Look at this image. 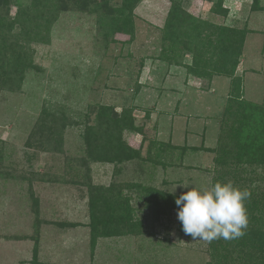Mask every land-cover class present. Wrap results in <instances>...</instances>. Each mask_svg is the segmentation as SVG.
Instances as JSON below:
<instances>
[{
  "label": "rangeland",
  "instance_id": "rangeland-1",
  "mask_svg": "<svg viewBox=\"0 0 264 264\" xmlns=\"http://www.w3.org/2000/svg\"><path fill=\"white\" fill-rule=\"evenodd\" d=\"M217 3L0 0V19L19 20L13 29L3 28L4 48L25 61L20 69L9 58L17 81L12 91L0 88V264L245 261L234 254L213 258L209 242L183 232L179 210L156 215L142 190L125 188L143 183L180 195L192 186L231 181L251 193L246 207L256 200L264 210V0H224L226 18L213 12ZM194 21L243 31L239 55L226 49L216 64L211 52L188 45ZM175 33L179 37L168 44ZM193 57L197 69L218 75H191L186 66H195ZM105 115L124 117L123 125L132 119L144 137L122 131L123 140L140 149V158L148 149L158 154L156 165L92 161L87 152L94 141H85L84 128L99 129L97 117ZM63 123L62 135L51 137ZM241 132L244 139L237 141ZM254 133L260 151L251 154ZM111 184L130 198L140 234L117 229L110 208L99 228L113 235L92 232V188ZM262 219L251 226L264 235ZM245 262L264 264L258 252Z\"/></svg>",
  "mask_w": 264,
  "mask_h": 264
},
{
  "label": "trees",
  "instance_id": "trees-1",
  "mask_svg": "<svg viewBox=\"0 0 264 264\" xmlns=\"http://www.w3.org/2000/svg\"><path fill=\"white\" fill-rule=\"evenodd\" d=\"M224 0H218V3L216 4V7H214L213 12L221 15L223 18H226L228 16V9L226 7H223ZM183 11H180V13ZM21 14H24V11L20 12ZM45 13V12H44ZM175 14H178L177 11H174ZM173 13V14H174ZM50 15L47 14L46 17L48 18ZM182 17L185 16V13H182ZM45 17V15H44ZM45 17V19H46ZM173 17V16H172ZM36 21H42L43 17L39 19L38 17H34ZM18 19H15L14 21L7 22L5 19H0V47L3 49H0V88H6L8 90H14L13 87L17 81V77H15V74H19V72H16L15 70H12L10 67L12 62L9 58L15 57V62H19L17 65L21 67L20 69H23L25 66H22L20 63L25 62L23 58H17L15 56V52L11 48H4L5 47V41L7 39L6 35L2 34L4 33L3 28L6 27L7 31L10 28H14L17 23ZM35 21V22H36ZM7 22V23H6ZM44 28V27H43ZM34 29H39L37 23L34 25ZM36 30H30L31 32H35ZM189 32H193L192 36L188 37V45L192 42V46L194 48H200L203 50L205 54L208 52H211L212 55L216 56L217 61L216 64L219 63V59L222 56H225L224 53L226 49L230 52L229 54H238L240 52L241 44L244 40V32L243 31H236V29L232 27H225L224 25H212L207 22H199L194 21L193 23H190L189 26ZM28 32V29H27ZM25 32V33H27ZM239 33H241L239 35ZM177 33L175 34H169L167 37L168 44L175 43V39L177 38ZM182 35L186 36V34L182 33ZM8 36V32H7ZM179 37V35H178ZM239 43V47L237 49H234L232 52L229 49H233L235 45ZM185 44V41L183 42ZM231 47V48H230ZM3 52V53H2ZM239 55V54H238ZM164 58V57H161ZM208 60L202 61L203 65L208 64ZM218 62V63H217ZM193 64L194 67H190V65H187V71L196 77H206L208 79H212V74L216 73L218 75V71L213 70L209 74L204 73L197 69L196 67L199 66L197 58L193 57ZM198 65V66H197ZM234 69V68H233ZM231 69V70H233ZM14 75V77L12 76ZM138 89V87H137ZM136 89V90H137ZM110 117V116H109ZM225 117V116H223ZM98 124L99 129H85V141L89 140L92 142L91 145H93L94 148H90L88 150L89 158H91L92 161H96L99 163L104 164H114L119 161H136L138 160L141 163L147 164V161L151 162L153 165H156L154 163L156 160L155 157H158L159 155L148 149L146 151V158H140V149L134 150L132 148L127 147L125 141L123 140V134L122 131H125L129 134H138L142 135V138L144 137L143 132L138 129L133 124V120L131 119V122L127 125H123L124 120H126L124 117L118 118L116 115H113L110 117V119L105 116H98ZM64 123L61 124V126L56 127V133L54 129H52L50 132L51 137L59 138L62 135V131L65 128ZM101 127V128H100ZM109 128V129H108ZM39 131H42V129L38 126ZM61 130V131H60ZM53 131V132H52ZM238 134V140H243L244 133H237ZM232 137V136H230ZM254 138V140H252ZM252 138H249V142L251 143V146L249 148V151H251V154L260 151V148L256 146L258 141V136H255V133L252 134ZM60 140V139H59ZM255 142V143H254ZM220 143L217 148V153L220 152ZM99 148V149H97ZM184 148V147H181ZM184 150V149H182ZM158 153V152H157ZM151 160V161H150ZM142 185V187H141ZM139 185H133L132 183L128 184L127 187H125L127 192L134 188H137V191L142 190L143 196L145 197V200H149L147 203L152 211L157 214L162 213H169L171 210H179V207L175 204V199L178 198L180 195H170L168 193H165L160 190H153L148 187V185H144L143 183ZM147 186V187H146ZM93 194L91 197V225L93 226V233L97 236H106L109 237L113 234H107L105 235L103 231L99 228L100 226H103V211L106 212L107 208L112 209L111 214V220L115 221V227L120 230H124L125 234H140L141 231H135L136 225L139 226L138 222L136 221V218L132 216V208L130 206V198L127 195H123L122 189L119 187V185L111 184L106 189H100V188H92ZM111 202V203H110ZM262 202L259 203L258 201L249 200V203L246 207L247 209V215H248V226L247 230L248 232H245V234L242 237H239L234 240H225L223 238L213 240L209 243L211 254L213 258L219 259L225 258V256L232 257V254H234L235 260L237 259V255H240L241 259L240 261L247 260V258H252L255 256V252H258L260 256L264 260V235L258 231V228H256V232L254 231L251 224H255L257 222H261L264 215V210L262 208ZM135 224V225H133ZM259 236H258V235ZM258 237L260 239H258ZM252 250L254 254H247L249 250ZM239 257V256H238ZM243 262L242 264H247V262ZM226 264V263H224ZM230 264V263H229Z\"/></svg>",
  "mask_w": 264,
  "mask_h": 264
},
{
  "label": "clouds",
  "instance_id": "clouds-1",
  "mask_svg": "<svg viewBox=\"0 0 264 264\" xmlns=\"http://www.w3.org/2000/svg\"><path fill=\"white\" fill-rule=\"evenodd\" d=\"M250 196L247 189L241 190L231 181L206 188L192 186L175 199L183 232L193 241L209 243L242 237L248 226L245 202Z\"/></svg>",
  "mask_w": 264,
  "mask_h": 264
}]
</instances>
